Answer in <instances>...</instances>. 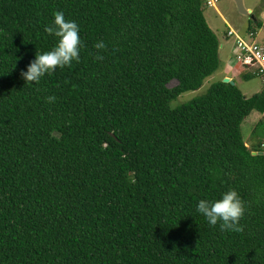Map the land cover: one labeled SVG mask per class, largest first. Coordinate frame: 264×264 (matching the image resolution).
Segmentation results:
<instances>
[{
    "label": "trees",
    "instance_id": "obj_1",
    "mask_svg": "<svg viewBox=\"0 0 264 264\" xmlns=\"http://www.w3.org/2000/svg\"><path fill=\"white\" fill-rule=\"evenodd\" d=\"M204 7L0 0V264H264V118L257 143L241 131L264 113V89L247 98L217 81L170 107L221 68ZM56 11L80 26L79 61L25 83L20 71L55 43L44 26ZM229 188L245 214L210 227L196 203Z\"/></svg>",
    "mask_w": 264,
    "mask_h": 264
},
{
    "label": "clouds",
    "instance_id": "obj_2",
    "mask_svg": "<svg viewBox=\"0 0 264 264\" xmlns=\"http://www.w3.org/2000/svg\"><path fill=\"white\" fill-rule=\"evenodd\" d=\"M44 32L54 37L55 43L50 50L35 51L32 59L20 71V77L25 83L39 84L46 75H51L58 68L71 66L80 58L83 41L80 36V26L75 20L66 19L63 11L53 13V20L44 26ZM98 50L95 59L102 60L99 50L107 47L103 40L94 45ZM47 102H55V96L45 97ZM246 211L245 204L237 190L229 188L217 199L201 198L196 203V212L203 216L210 227L219 225L222 230L234 229Z\"/></svg>",
    "mask_w": 264,
    "mask_h": 264
},
{
    "label": "rangeland",
    "instance_id": "obj_3",
    "mask_svg": "<svg viewBox=\"0 0 264 264\" xmlns=\"http://www.w3.org/2000/svg\"><path fill=\"white\" fill-rule=\"evenodd\" d=\"M242 6L244 10L250 11L251 13L248 15L241 14L236 0H218L216 9L207 6L203 8L204 18L208 26L218 37L220 45L223 46V49L220 51V61H222V66L218 72L204 82L200 90L184 93L174 100L170 104L171 109H176L185 103H189L192 100L205 95L213 83L223 81L220 76L224 68L223 60L229 54L230 49L233 46L232 41H228L225 37L228 26L237 33L244 34L248 30L255 29V23L252 20V17L262 23L260 18L262 17V14H264V0H242ZM220 14L224 17L226 22L222 20ZM262 24V28L257 31L255 38L249 37V35L246 34V39L247 41H255L260 46L264 47V21ZM231 66H235V63L233 62ZM234 84L247 97H252L264 88V81L260 76L248 82L239 78L236 79ZM176 85V82H171L168 87L173 88ZM254 116L255 114L250 115L241 126L242 136L248 143H250L251 138H254L252 137L256 126L253 124L256 119ZM257 141L258 139L254 138L253 142L257 143Z\"/></svg>",
    "mask_w": 264,
    "mask_h": 264
},
{
    "label": "built area",
    "instance_id": "obj_4",
    "mask_svg": "<svg viewBox=\"0 0 264 264\" xmlns=\"http://www.w3.org/2000/svg\"><path fill=\"white\" fill-rule=\"evenodd\" d=\"M218 0H204L205 6L216 9ZM227 37L233 40V60L237 66H245L248 70L260 76L264 81V48L255 41H247L232 28H229ZM252 37V35H249ZM255 38V37H254ZM264 118V113L262 114Z\"/></svg>",
    "mask_w": 264,
    "mask_h": 264
},
{
    "label": "crops",
    "instance_id": "obj_5",
    "mask_svg": "<svg viewBox=\"0 0 264 264\" xmlns=\"http://www.w3.org/2000/svg\"><path fill=\"white\" fill-rule=\"evenodd\" d=\"M220 17L222 18V20L224 21V22H226L225 21V19H224V17L220 14ZM263 18V19H262ZM260 20L262 21V23H263V21H264V14H262V17L260 18ZM229 28H231V27H229L228 26V28H227V32H228V30H229ZM227 32H226V35H225V37H226V39L228 40V41H232V44H233V46H234V42H233V40H231L230 38H228L227 37ZM247 32V31H246ZM244 33V34H240L241 36H243V37H246V34L247 33ZM254 38V37H253ZM233 46L231 47V49H230V52H229V54L226 56V58H224V60H223V65H224V68H223V71H222V74L220 75L221 76V79H229L230 81H232V82H234L235 83V81H236V79H239V78H241V75H240V73L238 72V66L237 65H235V66H231L232 64H233V62H234V60H233V55H232V50H233ZM221 49H223V46L222 45H220V49H219V56H220V51H221ZM233 60V61H232ZM221 66H222V61H221ZM247 72L248 73H251L249 70H247ZM264 89V88H263ZM262 89V90H263ZM262 90H260L259 92H261ZM258 92V93H259ZM244 95V94H243ZM245 96V95H244ZM245 97H247V96H245ZM247 98H249V97H247ZM255 114V122L253 123V124H255V125H257V123L260 121V120H262V115H260V114H258V113H252L251 115H254ZM249 118V117H248Z\"/></svg>",
    "mask_w": 264,
    "mask_h": 264
},
{
    "label": "water",
    "instance_id": "obj_6",
    "mask_svg": "<svg viewBox=\"0 0 264 264\" xmlns=\"http://www.w3.org/2000/svg\"><path fill=\"white\" fill-rule=\"evenodd\" d=\"M236 3H237V6H238V9H239V12L243 15H248L250 14L251 12L250 11H246L244 10L243 6H242V0H236ZM252 20H253V17H252ZM223 83H226V84H231V85H235L234 82L230 81L229 79H224L223 80ZM262 153H252V156H256V155H260ZM264 155V154H263Z\"/></svg>",
    "mask_w": 264,
    "mask_h": 264
}]
</instances>
